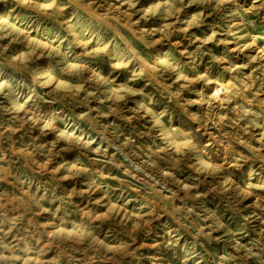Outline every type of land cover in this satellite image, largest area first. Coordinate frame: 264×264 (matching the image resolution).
Here are the masks:
<instances>
[{"label":"rangeland","instance_id":"1","mask_svg":"<svg viewBox=\"0 0 264 264\" xmlns=\"http://www.w3.org/2000/svg\"><path fill=\"white\" fill-rule=\"evenodd\" d=\"M0 264H264V0H0Z\"/></svg>","mask_w":264,"mask_h":264}]
</instances>
